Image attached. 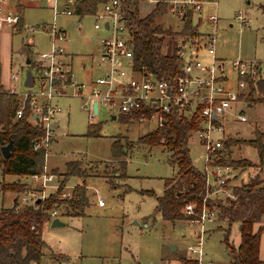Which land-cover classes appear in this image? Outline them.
I'll return each instance as SVG.
<instances>
[{"label": "rangeland", "instance_id": "1", "mask_svg": "<svg viewBox=\"0 0 264 264\" xmlns=\"http://www.w3.org/2000/svg\"><path fill=\"white\" fill-rule=\"evenodd\" d=\"M209 1L206 9H213L218 15L214 28L216 58L264 60V0H216V3ZM33 3L24 0L22 29L13 32L9 40L11 69L17 73L18 78L10 82L8 87H11L12 83L16 92H21L25 87L23 81L27 69H31L34 76L36 75V52L47 50L49 47V37L44 31L40 28L32 31L29 28H38L39 24L44 22L51 23L52 10L45 2L39 5ZM152 5L148 0H137L138 15L146 16L158 3ZM4 7L14 11L12 0ZM238 13L248 17L249 21L241 23L236 17ZM70 21L77 22L79 26L71 27ZM93 22L92 14L80 18L74 15L56 16L57 25L67 33L63 46L72 56L74 79L78 81H88L93 75L91 73L96 70V59L93 58L92 61L90 56H96L98 53L97 42L102 31L95 29ZM154 22L161 24L162 28L171 29V32L163 37L162 54H173L177 44H182L185 39L192 42L200 35L195 28L193 29L197 34H185V23L162 11L155 17ZM6 28L5 26L1 29L2 37ZM202 28L210 29V26L204 24ZM200 57L203 60L210 59L203 51L200 52ZM26 58L31 61L27 63ZM90 62L93 63L91 69ZM81 63L87 64L88 69L82 70ZM71 91L70 88L68 96L53 100L62 110L56 117L58 125L53 131L54 140L48 146L45 167L57 174L60 191L72 192V182H83L89 203L81 214H68L63 204L53 208L63 224L51 226L50 220L43 224L41 236L47 246L43 248L38 264H178V256L191 258L186 248L198 235L197 223L191 226L184 218L171 221L163 218L159 212H154L156 196L162 194L164 179L176 173V165L169 160L171 151L166 150L162 143L150 145L140 142V136L146 132V128L154 127V121L110 119L101 108L95 119L99 135H87L91 123L87 111L81 107L84 100L78 95H72ZM259 95L253 94L251 99L248 98L250 102L234 104L233 111L241 109L246 115L245 121L231 117L224 121L225 132L229 137L240 139L231 147L229 157L251 162V165L244 166L237 165L234 161L223 163L230 165L235 174L230 179L232 186L248 182L256 173L264 183V161L260 164L254 145L242 141L252 138L255 131L264 132V100H257ZM117 135L126 137L125 142L128 143L129 149L125 156L116 159L111 154L110 145ZM187 146L192 165L201 170L205 164L203 147L188 135ZM218 155L222 156L223 153ZM70 159L79 161L82 174L69 177L61 185L64 178V162ZM118 159L126 162L127 176L124 173L116 176V171L119 173ZM10 178V174L2 175L0 172V207L12 205L16 198L18 206L25 204L21 201V193L2 190V182ZM22 178V182L29 188L39 189L38 183L32 179ZM57 190L49 194H54ZM98 195L103 199V205L97 203ZM210 201L225 202L219 197H213ZM213 217V221H205L203 224L206 231L202 264H229L228 248L223 241L227 221L216 213ZM261 221L264 223V215ZM238 227L239 224L233 222L228 234V241L234 246L240 239ZM253 227L256 229L257 225ZM260 239V255L264 256V229Z\"/></svg>", "mask_w": 264, "mask_h": 264}, {"label": "built area", "instance_id": "2", "mask_svg": "<svg viewBox=\"0 0 264 264\" xmlns=\"http://www.w3.org/2000/svg\"><path fill=\"white\" fill-rule=\"evenodd\" d=\"M36 1L47 3L52 10L53 21L41 23L38 28L31 26L29 29L34 31L40 28L44 31L49 37V47L36 52L35 76L30 69L33 84L25 86L21 92H16L12 83L9 87V92L17 94L19 99L14 118L21 117L28 104V121L38 125L43 131L34 140L33 148H43L45 157L52 142L57 114L62 110L53 100L68 95L70 88L72 95L83 98L81 107L87 111L90 123L96 122L101 108L109 118L114 115L115 118L125 116L136 122L154 121L152 129L162 126L165 115L170 112H176L180 117L198 115V126L192 128L187 135L195 138L205 152V164L202 168L205 193L199 207L195 202H188L182 211L191 226L197 223L198 235L186 249L197 264H202L206 231L203 224L205 221H213L216 213L215 208L208 206L209 200L213 197L221 200L236 198L230 185V179L235 175L231 166L215 161L223 149L224 141L229 137L225 132L224 121L229 117L239 121L246 120L241 109L233 111L234 104L248 101L249 83L255 84L264 78V60L216 58L214 28L218 15L215 11H205V4L210 1L148 0L153 6L163 3L164 12L182 23L189 19L190 24L200 33L192 42L185 39L182 44H177L174 51L180 59L178 69L168 78L160 77L147 62L138 63L135 60L131 33L126 25L127 18L121 0H104L92 12L93 27L102 31L98 39V53L96 56L91 54L92 59H96V70L90 80L78 81L74 79L63 46L67 33L57 25L56 16H83L74 12V6L79 0ZM212 2L216 3V0ZM7 3L10 0H0V30L6 26L12 34L22 29V15L17 7L24 0H12L13 12L5 9ZM236 17L241 23L249 21L248 17L239 13ZM204 24H209L210 29L202 28ZM201 51L210 59L203 60L200 57ZM17 78V73L11 71L10 82ZM94 102L96 111L93 108ZM29 178L38 183L39 189H26L21 193V201L25 204L36 203L37 197L40 200L46 198L49 192L57 190L60 185L57 174L47 170L44 164L40 172L29 174ZM71 193L69 190H61L59 195L69 197ZM103 202L98 195L97 203L102 205ZM55 216L57 211L52 208L49 218Z\"/></svg>", "mask_w": 264, "mask_h": 264}, {"label": "trees", "instance_id": "3", "mask_svg": "<svg viewBox=\"0 0 264 264\" xmlns=\"http://www.w3.org/2000/svg\"><path fill=\"white\" fill-rule=\"evenodd\" d=\"M102 1L104 0H79L74 6V12L80 15L90 14ZM121 2L127 18L126 25L131 33L135 60L138 63L147 62L160 77L168 78L178 69L180 59L175 53L170 55L161 53L163 37L169 34L171 29L162 28L161 24L154 22V19L161 11L164 12V4L158 3L154 10L140 17L136 9L137 0H121ZM184 23L185 34H197L189 19H186ZM178 35L180 36V32ZM255 93L260 94L257 100H264V78L255 84L249 83L248 98ZM18 101L17 94L5 90L0 83V148L10 139L12 140L9 156L4 158L0 151V172L2 175L13 174L21 177L42 170L44 149L33 148L34 140L38 139L43 131L38 125L28 121V104L24 107L23 115L14 118ZM120 118L127 119L125 116ZM196 126H198V115L180 117L176 115V112H170L165 115L162 126L148 130L140 136V142L150 145L162 143L166 150L171 151L169 160L176 165V173L164 179L162 194L156 196L154 207V212H159L163 218L171 221L185 219L182 211L184 205L195 202L199 207L205 193L204 174L202 170L192 165L187 146V133ZM98 129L96 123H91L86 134L99 135ZM125 140L126 137L123 135L114 136L110 145L114 158H121L127 154L129 147ZM238 141L240 139L232 136L226 138L220 152L223 155H218L215 161L219 163L234 161L241 166L251 165L249 160H234L229 157L231 147ZM242 141L256 147L260 164H262L264 132L255 131L252 138L242 139ZM117 163L119 173L116 176L120 173L127 176L126 162L118 159ZM64 167L65 179L61 181V185L69 177L82 174V167L76 159L67 161ZM1 188L3 191L13 190L19 194L26 189H31L20 179L2 182ZM60 189L61 187L56 193L49 194L48 197L34 204L18 206L15 199L12 205L0 207V264H38L42 250L47 246L41 236V230L43 224L49 221V211L63 204L68 214L83 212L88 204L85 184L76 183L69 197H60L58 195ZM232 190L236 194L235 199L225 200L224 203L209 200L208 203L209 207H215L220 218L227 221L223 241L228 248L229 264H264V257L261 258L258 254L260 236L264 227L261 221L264 215L263 180L256 173L248 182L240 186L233 185ZM233 222L240 225V228L238 227L240 239L236 246L228 241L230 225ZM255 224H257L256 229L253 227ZM177 261L178 264H197L196 259L183 256H178Z\"/></svg>", "mask_w": 264, "mask_h": 264}, {"label": "crops", "instance_id": "4", "mask_svg": "<svg viewBox=\"0 0 264 264\" xmlns=\"http://www.w3.org/2000/svg\"><path fill=\"white\" fill-rule=\"evenodd\" d=\"M32 2H34L33 4H37V5H39V4H41V2L40 1H36V0H31ZM141 1H143V0H141ZM207 1H209V0H207ZM208 4H209V2H207ZM206 3V4H207ZM46 5H47V3H45ZM206 4H205V11L206 12H208V11H213V9H206ZM23 6H24V3L23 4H21V5H19L18 7H17V9L21 12V15H22V9H23ZM48 6V5H47ZM153 6V5H152ZM152 8V7H151ZM215 9V8H214ZM215 11V10H214ZM90 14H92V13H90ZM86 15V14H85ZM145 15V14H144ZM69 25L71 26V27H73V28H77L78 26H79V24L76 26V22L75 21H70L69 22ZM6 33L3 35V37H2V35H1V30H0V83H1V85H2V87L5 89V90H8L9 91V84H10V79H9V74H10V72L12 71V67H11V59L9 58V40L11 39V36H12V34L10 33V31H9V29H6V30H4ZM97 47H98V42H97ZM98 52V51H97ZM90 54V53H89ZM97 54V53H96ZM67 59L69 60V63H70V66H71V68H72V56L70 55V53H69V50H68V52H67ZM92 56V55H91ZM90 56V60L92 59V57ZM224 59H227V58H224ZM207 60V59H206ZM26 61V60H25ZM92 61H93V59H92ZM88 69V66H87V64H85V63H81V69L82 70H85V69ZM89 68L91 69V68H93V63H91L90 62V66H89ZM93 74V72L91 73V75ZM89 78H91V77H89ZM90 80V79H89ZM65 96H68V95H65ZM63 97V96H62ZM81 97V96H80ZM59 98V97H58ZM249 102L251 101V100H248ZM61 113V112H60ZM120 118V117H119ZM110 119H111V117H110ZM115 119V118H114ZM56 126L58 125V118H56ZM148 130H151V129H145V131H148ZM54 140V137L52 136V141ZM117 159V158H116ZM44 165H45V157H44ZM70 160H73V159H70ZM67 161H69V160H67ZM67 161H65L64 162V165H65V163L67 162ZM116 161V160H115ZM113 162V161H112ZM54 168H57V167H54ZM50 169H53V168H50ZM202 170V169H201ZM51 171V170H50ZM116 173L118 174V172L116 171ZM11 176H12V178H10L9 180H7V181H12L13 179H20L21 181H23L22 179V177H28L29 178V175H24V176H21V177H19V176H16V175H13V174H10ZM30 179V178H29ZM76 183H74V182H72V187L70 186V188H73V186L75 185ZM12 192V191H11ZM17 194V193H16ZM16 201H18L17 200V198H16ZM88 203H89V201H88ZM103 204H104V202H103ZM102 204V205H103ZM52 219V218H51ZM51 219H49L50 221H51ZM257 225V224H256ZM264 229V228H263ZM263 232V231H262ZM262 234V233H261ZM260 238H261V236H260ZM260 246H261V239H260V243H259V257H261V258H263L264 256H261L260 255Z\"/></svg>", "mask_w": 264, "mask_h": 264}, {"label": "water", "instance_id": "5", "mask_svg": "<svg viewBox=\"0 0 264 264\" xmlns=\"http://www.w3.org/2000/svg\"><path fill=\"white\" fill-rule=\"evenodd\" d=\"M29 58H26V62L29 63ZM33 84V75H32V72L30 69H27L26 72H25V78H24V81H23V85L24 86H31ZM93 108H94V111H96L97 107H96V102L93 103ZM115 116L112 115L111 116V119H114ZM55 125H56V122H55ZM12 147V140L10 139L6 144L2 145L1 148H0V151H1V154L4 158H6L7 156H9L10 154V149ZM38 201H40V198L37 197L35 199V202L37 203ZM51 226H58V225H61L63 224L59 218L57 216L53 217L51 219ZM239 228H240V225H239ZM173 248H175V246H172Z\"/></svg>", "mask_w": 264, "mask_h": 264}]
</instances>
